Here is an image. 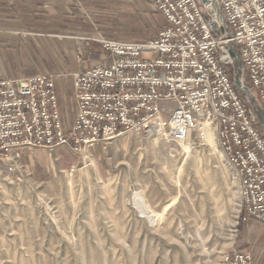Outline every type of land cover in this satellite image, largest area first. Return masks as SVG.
I'll return each mask as SVG.
<instances>
[{
  "label": "rangeland",
  "instance_id": "rangeland-1",
  "mask_svg": "<svg viewBox=\"0 0 264 264\" xmlns=\"http://www.w3.org/2000/svg\"><path fill=\"white\" fill-rule=\"evenodd\" d=\"M42 10L84 28L45 31L0 13V78L52 75L66 131L72 75L106 58L93 39H150L135 32L154 10L150 0H43ZM204 131L181 144L127 134L87 159L65 146L26 151L22 182L0 161V264H227L237 251L264 264V228L239 217L238 180Z\"/></svg>",
  "mask_w": 264,
  "mask_h": 264
},
{
  "label": "built area",
  "instance_id": "built-area-1",
  "mask_svg": "<svg viewBox=\"0 0 264 264\" xmlns=\"http://www.w3.org/2000/svg\"><path fill=\"white\" fill-rule=\"evenodd\" d=\"M150 4L166 20L155 37L93 39L106 58L72 75L66 131L52 75L0 78V161L22 182L26 151L65 146L87 159L127 134L201 140L209 122L238 180L239 217L264 228V119L254 107L260 100L264 111V0ZM235 79L249 83L253 98ZM225 262L253 264V256L232 252Z\"/></svg>",
  "mask_w": 264,
  "mask_h": 264
},
{
  "label": "trees",
  "instance_id": "trees-1",
  "mask_svg": "<svg viewBox=\"0 0 264 264\" xmlns=\"http://www.w3.org/2000/svg\"><path fill=\"white\" fill-rule=\"evenodd\" d=\"M61 1L63 2L64 0ZM25 2L26 1H22V0H12V1L0 0V13H2V15H6L9 17H14L15 14H18L19 17L24 18L22 22L23 25H25L26 27L29 28L33 27L35 29L41 28L45 31L46 30L53 31L54 29L53 27H57L56 28L57 31L73 30L79 26L83 27V25L80 23L78 19L75 18L73 19L72 17L69 16L68 18L64 16L66 17L64 19L57 18L58 20H55L54 18H50V16H48V13L42 10L43 0H32L34 10L33 9L29 10L27 8H24ZM165 25H166V20L159 12H157L156 10H154V12L148 11L147 18L143 24V27L141 28V30H136L137 32H135L137 33L136 37H139L140 39H145L146 37H150V36L155 37L158 34L157 32H159ZM108 39H113V38L108 37ZM146 40H136V41L131 40L130 42H144ZM245 85L248 88H250V85L247 81L245 82Z\"/></svg>",
  "mask_w": 264,
  "mask_h": 264
},
{
  "label": "water",
  "instance_id": "water-1",
  "mask_svg": "<svg viewBox=\"0 0 264 264\" xmlns=\"http://www.w3.org/2000/svg\"><path fill=\"white\" fill-rule=\"evenodd\" d=\"M232 55L235 56L234 51H232ZM236 66H237L238 69H241V63H240L239 60H237ZM235 86L241 91V93L244 94L245 92H247V93H249L251 98H253V95L250 92V90L248 89V87H246L244 84H242L238 79H235ZM254 107L259 112L261 117L264 119V111H263V109L256 102H254Z\"/></svg>",
  "mask_w": 264,
  "mask_h": 264
},
{
  "label": "crops",
  "instance_id": "crops-1",
  "mask_svg": "<svg viewBox=\"0 0 264 264\" xmlns=\"http://www.w3.org/2000/svg\"><path fill=\"white\" fill-rule=\"evenodd\" d=\"M63 87H64V85H61V84H58V83L56 84V90H57V95H58V98H59L61 115H62V99H63L62 88ZM70 95H71V91H70ZM73 113H75V105H74V112Z\"/></svg>",
  "mask_w": 264,
  "mask_h": 264
},
{
  "label": "bare ground",
  "instance_id": "bare-ground-1",
  "mask_svg": "<svg viewBox=\"0 0 264 264\" xmlns=\"http://www.w3.org/2000/svg\"><path fill=\"white\" fill-rule=\"evenodd\" d=\"M211 126V124L209 123V122H205V124H204V130H205V128H208L209 130H214V128ZM205 132V131H204ZM214 132H215V130H214ZM216 133V132H215ZM208 142L211 144L212 142H213V140H212V138L209 136L208 137Z\"/></svg>",
  "mask_w": 264,
  "mask_h": 264
}]
</instances>
